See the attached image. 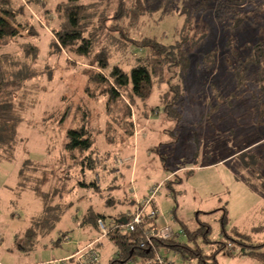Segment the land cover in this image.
I'll list each match as a JSON object with an SVG mask.
<instances>
[{"label":"rangeland","instance_id":"374dc122","mask_svg":"<svg viewBox=\"0 0 264 264\" xmlns=\"http://www.w3.org/2000/svg\"><path fill=\"white\" fill-rule=\"evenodd\" d=\"M60 1L45 0L51 9L46 12L37 0H19L27 7L20 17L26 26L10 42L0 44V81H22L12 100L18 118L14 140L9 146H0V263L68 264L66 256L78 245L100 240L105 243L98 247L102 262L108 264L107 247L115 246L104 239L108 233L103 235L89 220L82 224L84 216L88 211L100 212L110 220L126 211L138 194L148 197L152 184L162 182L155 195L156 206L160 218L167 217L179 233V241L198 247L206 256L219 245L213 241H225L228 245L215 254L218 264H258L239 254L236 240L243 239L241 234L248 243L264 242V90H257L254 84L245 90L236 85L238 75L230 64V48L245 53L255 42L264 43V22L254 20L234 28L230 21L218 18L215 5L198 12L184 9L195 0H155L152 6L157 1L161 8L145 12L135 24L133 36L164 43L187 40L188 67L180 79L182 100L170 103L173 92L166 95V83L157 82L147 99L131 101L124 94L133 106L134 135L121 144L109 145L104 139L106 98L86 92L91 71L101 70L93 59L103 47L110 63L129 69L145 50L133 45L119 48L118 40L107 35L106 26L114 23L119 0H80L91 20L102 14L106 17L104 29L93 41L89 57L68 53L55 37L63 21L54 11ZM88 31H93L91 25ZM211 51L218 59L208 66L204 55ZM173 71L175 68L171 76ZM172 106L179 109L178 117L172 114ZM83 114L97 151L98 170L93 173L72 163L64 149L67 130L77 126ZM114 155L122 164H116V174L108 178L99 170L105 162L108 171L112 170ZM173 172L179 181L169 187L164 183ZM93 181L99 182L97 188L89 184ZM33 186L47 193L39 194ZM45 195L54 204L58 200L72 202L49 233L30 230L33 220L43 213L41 196ZM201 222L206 225L205 236L199 232L190 239L189 233ZM259 224L261 228L253 229ZM30 232H36L32 246L21 249ZM163 251L167 264H198V257L189 251L183 255L161 247Z\"/></svg>","mask_w":264,"mask_h":264},{"label":"trees","instance_id":"16d2710c","mask_svg":"<svg viewBox=\"0 0 264 264\" xmlns=\"http://www.w3.org/2000/svg\"><path fill=\"white\" fill-rule=\"evenodd\" d=\"M34 1L36 0H26L29 3ZM37 1L39 2L37 4L44 7L46 12L51 10L48 8L45 0ZM128 1L129 3L131 2V5ZM154 1L119 0L115 9V16H112L114 23L106 26V29L109 31L107 35H113L118 40L116 46L119 48L126 49L128 46L133 45L141 50H145L142 55L135 57L134 64L129 69H125L119 63H110V57L106 55L103 47L95 56V59H93L95 66L101 70L94 69L91 71L86 92L87 95L92 97L104 96L106 98L105 111L107 118L105 120L104 139L109 145L121 144V142L123 143L125 140L131 139L134 135L131 113V107L133 106H130L132 104L125 100L124 94L131 101L135 97L147 99L152 93L154 83L157 82L158 84L166 83V95L173 92L170 103H180L179 101L182 100L183 83L181 84L180 79L184 77L188 67L187 40L183 38L176 42L164 43L148 36L141 37V39L133 36L136 30L135 24L139 18L145 12H153L161 8L159 7L161 4H157V1L152 6ZM212 5H215L218 18L230 21V24L234 25V28H239L241 25L244 27L249 21L259 20V24L264 22V0H195L194 3L185 5L184 9L189 8L198 12H205ZM26 9L27 7L22 2H19V0L17 4H15V0H0V44L10 42L13 37L19 35L20 30L25 28L26 24L20 20V17L24 16ZM54 11L59 17L63 18L61 25L55 31V37L60 47L66 49L70 54L89 57L92 53L93 41L98 38L102 29H104L106 17L102 14L98 15L96 21L91 20L87 12V6L80 0H62L54 6ZM89 25L92 26V32L88 31ZM30 27L33 29V26ZM230 50L233 55V60L230 61V64L234 65L233 71H236V74H234L238 75L236 85L241 90L242 88L245 90L246 86L254 84L257 90H264V43L261 40L255 42L248 47L245 53H242L241 50L235 47L233 49L231 47ZM204 56L209 59L208 63L204 64L208 66L216 64L218 57L215 51L208 52ZM173 68H175V72L173 71L174 73L171 76L169 73L172 72ZM175 77L179 78L178 82L172 83ZM21 84L22 81L20 79L0 81V146H9L14 140L18 118L13 112L12 100L13 94L21 87ZM4 97H6L5 100ZM164 99L167 100L168 96H164ZM171 112L176 117L180 115L179 109L174 106L171 107ZM64 149L72 159V163L80 164L83 169L87 168L92 173L98 170L96 163L97 151L94 147V140L89 132L84 114L81 115V120H79L77 126L67 130ZM255 161L256 157H254L252 164ZM101 166H104L105 170L109 168L107 162ZM262 167L264 172V164H262ZM114 169L117 168L114 166L112 170ZM256 172L262 173L259 170ZM177 181L179 180L175 172L173 181H168L165 185L170 187L171 183H176ZM262 183H264L263 178ZM89 184L97 188L99 182L93 181ZM32 188L39 194L44 195L47 193L41 191L39 187L33 186ZM41 197L43 213L33 220L30 230H40L44 233H49L53 229L55 222L61 218L66 208L72 202L64 204L61 203L62 200H58L54 204L53 200L46 199V195ZM111 201L108 200L107 202L110 203ZM133 205L132 208L126 211L124 209L116 213L111 218V221L107 223V225H111L107 238L113 243L117 252V255L109 260V264H127L129 262L133 264H145L144 260L153 256L152 246L148 244L144 246L140 245L141 241L145 239V231L152 226V220L145 218L133 230L125 229L123 226L128 210H135L136 201L133 202ZM99 218L105 223L107 222L104 214L88 211L86 216H84L82 224L88 223L89 220L98 229L97 220ZM261 227L262 224H259L253 227V229ZM205 228L206 225L201 222L199 228L189 233L190 239H194L199 232L205 236ZM35 234L36 232H30L26 239L27 243L20 244L19 247L26 249L27 244L28 247L32 246ZM65 235L63 234V237ZM238 235L243 238L236 240V245H239V254L251 257L258 264H264V249H262L264 242L257 244L248 243L245 241V235ZM227 237L235 241L228 235ZM176 238L177 236H172L168 239L154 238L152 243L158 251H160L161 247L173 249L183 255L185 251H189L198 257V264H217L215 254L228 245L225 241H213V243H218L219 245H217V249L213 253L206 256L202 254L198 247L192 248L185 241H178ZM205 240L209 241L207 238ZM227 253L231 252L227 251ZM205 258H212L213 260L208 262L204 260ZM68 260H70L68 264H76V261L72 257L68 258Z\"/></svg>","mask_w":264,"mask_h":264},{"label":"built area","instance_id":"2783aa9c","mask_svg":"<svg viewBox=\"0 0 264 264\" xmlns=\"http://www.w3.org/2000/svg\"><path fill=\"white\" fill-rule=\"evenodd\" d=\"M113 161L116 168H118L116 164H122L121 159H119L116 155L113 156ZM174 176L175 172L171 173L170 176L166 177V182L173 181ZM161 187L162 182L152 185L149 190L150 195L148 197L141 199L136 198L137 205L135 210L127 212V218L125 219L123 225L125 229L133 230L135 226L141 224L145 218L152 220V226L145 231V239L140 243L141 246L148 244L149 246H152L153 249L152 258H147L148 260L145 261V264H167L169 261L166 259L165 251H158V249L153 246L152 240L154 238L168 239L172 236L178 235L174 232V229L169 225V223L164 224L160 220V212L155 204V195ZM97 226L103 235H106L111 227V225H107L100 218L97 220ZM97 244L98 240L90 242L83 249L79 250L77 254L72 256V258L76 261V264H100Z\"/></svg>","mask_w":264,"mask_h":264},{"label":"crops","instance_id":"0c3cea01","mask_svg":"<svg viewBox=\"0 0 264 264\" xmlns=\"http://www.w3.org/2000/svg\"><path fill=\"white\" fill-rule=\"evenodd\" d=\"M261 140H262V138H261L259 141H261ZM254 143H255V142H254ZM250 145H251V144H250ZM248 146H249V145H248ZM101 168H104V166H101ZM106 169H109V168H106ZM102 171H103L104 173H107V177H108V178H111L110 175H111V174L114 175V174H116V172H117L116 169H114V170H109V171H108V170H105V168H104V169H101L100 172H102ZM114 171H115V172H114ZM152 185H153V184H152ZM150 186H151V185H149V187H150ZM149 187H148V188H149ZM147 191H148V189H147ZM137 194H138V193H137ZM144 196H145V195H139V194H138L136 197L139 198V199H141V198H143ZM136 197H135V198H136ZM135 201H136V200H134V202H135ZM262 202L264 203V200H262ZM133 206H134V205L131 204L130 207H127L126 209L132 208ZM157 208H158V207H157ZM89 209H90V208H89ZM158 210H159V209H158ZM87 211H88V208L86 209V212H87ZM172 214H173V211H172ZM84 215H85V213H84ZM84 215H83V216H84ZM165 218H167V217H165ZM165 218H164L163 216H162V218H160V220H161L162 223H164V224H165V223H168L167 220H166ZM168 218H169V217H168ZM110 221H111V219H110V220H107V223H109ZM254 227H255V226H254ZM98 236H99V235L95 236L94 239L97 238ZM178 236H179V233H178ZM178 236H177L176 239L179 241V237H180V236H179V237H178ZM65 237H66V235H65ZM105 238H107V237H104V239H105ZM90 240H91V239H90ZM92 240H93V239H92ZM92 240H91V241H92ZM108 241H110V240H108ZM88 242H90V241H88ZM88 242H87V243H88ZM110 242H111V241H110ZM182 242H183V241H182ZM87 243H85V244L82 245V246H79V245H78L77 248H76V251H74V252L68 254L66 257H68V258L72 257L77 251H79V250H80L82 247H84ZM111 243H112V242H111ZM78 244H79V243H78ZM112 244H113V243H112ZM98 247H105V243H104L103 241H100V240H99V241H98V244H97V251H98V253H99V257H100V259H101V264H104V263L102 262V255H101V253H100V250H98ZM113 249H114V247H113ZM113 249L110 250L109 246L107 247V251H108V253H110V254H109L110 259H111L112 257H115V256L117 255L116 248L114 249V252H113ZM111 252H112V253H111ZM165 256H166V259H167V254H166V253H165ZM245 256H246V255H245ZM172 261H173V258H172ZM173 263H174V262H173ZM0 264H2V263H0ZM63 264H64V263H63ZM108 264H109V262H108ZM217 264H218V263H217Z\"/></svg>","mask_w":264,"mask_h":264}]
</instances>
